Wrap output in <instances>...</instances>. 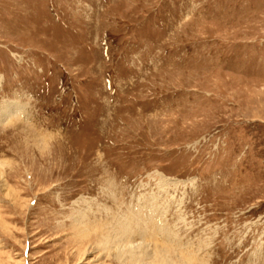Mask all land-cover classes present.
Masks as SVG:
<instances>
[{
	"label": "rangeland",
	"instance_id": "obj_1",
	"mask_svg": "<svg viewBox=\"0 0 264 264\" xmlns=\"http://www.w3.org/2000/svg\"><path fill=\"white\" fill-rule=\"evenodd\" d=\"M0 264H264V0H0Z\"/></svg>",
	"mask_w": 264,
	"mask_h": 264
},
{
	"label": "bare ground",
	"instance_id": "obj_2",
	"mask_svg": "<svg viewBox=\"0 0 264 264\" xmlns=\"http://www.w3.org/2000/svg\"><path fill=\"white\" fill-rule=\"evenodd\" d=\"M11 110L12 109H8L7 111H5V115L4 116H5L6 119L9 118V113L12 112Z\"/></svg>",
	"mask_w": 264,
	"mask_h": 264
}]
</instances>
